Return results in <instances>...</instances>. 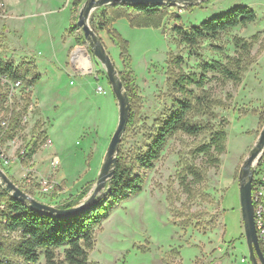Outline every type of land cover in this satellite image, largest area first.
Wrapping results in <instances>:
<instances>
[{
	"label": "rangeland",
	"instance_id": "rangeland-1",
	"mask_svg": "<svg viewBox=\"0 0 264 264\" xmlns=\"http://www.w3.org/2000/svg\"><path fill=\"white\" fill-rule=\"evenodd\" d=\"M85 1L3 0L0 6V56L16 64H34L41 76L34 87L17 88L12 97L19 104L30 103L25 129L14 138L16 157L21 149L29 150L36 143L34 157L22 164L18 181L9 174L17 163L3 168L22 190L53 206L63 204L86 186L93 188L118 123V104L103 65L82 30L70 32ZM243 5L257 12L255 22L203 39L196 47L182 43L173 32L176 25L199 24ZM111 6L93 10L89 22L117 70L128 69L135 79L139 96L136 116L132 125L128 123L118 151L128 161L136 150L145 149L171 104L167 84L170 69L200 73L204 61L233 62L241 55L244 42H251L255 35L258 38L244 57L247 70L241 83L209 74L212 80L205 89L214 102L215 117L193 116L195 121L210 122L215 128L222 118L228 121L226 151L220 164L204 166L203 183L193 184L188 196L179 177L190 164L204 165L205 158L195 151L209 141L210 132L175 134L153 169H136L145 176L143 191L122 202L96 229L89 260L98 264H250L238 176L264 126L258 117L264 109V0L167 3L159 28L132 26L127 18L115 19ZM100 22L120 32L128 42V55L121 56L106 31L99 29ZM178 59H182L180 66L175 63ZM56 157L60 164L53 166ZM31 160L34 165H30ZM42 178L55 181L57 188L42 193ZM3 261L7 263L0 256ZM40 264H45L43 256Z\"/></svg>",
	"mask_w": 264,
	"mask_h": 264
},
{
	"label": "trees",
	"instance_id": "trees-1",
	"mask_svg": "<svg viewBox=\"0 0 264 264\" xmlns=\"http://www.w3.org/2000/svg\"><path fill=\"white\" fill-rule=\"evenodd\" d=\"M79 4V1L75 2L76 11ZM1 5L3 0H0ZM128 11H134L137 15L131 17ZM111 12L115 19L127 18L132 26L137 27L159 28L165 16L163 6L116 4L111 6ZM257 18V12L254 9L243 5L199 24L188 27L176 25L173 27V32L182 43L189 47H196L203 39L215 38L220 33L238 26L244 27L255 22ZM77 20L78 17H75V23L70 27V32L79 29ZM98 26L100 30L106 31L108 38L119 49L121 56L128 55V42L114 26L107 22H100ZM257 38L258 35H255L251 42H244L241 55L233 62L223 64L215 60L204 61L200 64V73H185L180 68H177V72L173 69L168 71L167 84L171 93V104L166 108L163 119L157 123L154 133L150 134L145 149L136 150L131 157L132 161H128L119 153L111 183L105 189V195L92 207L65 217L49 216L14 199L0 185V229L4 233L0 235V256L7 259L6 264H40L42 256L45 264H98L89 260V254L95 246L96 229L122 202L143 191L145 176L136 169L145 171L153 169L169 139L178 132L198 136L208 131L210 132L209 141L200 145L195 151L197 155L205 158L204 165L199 167L190 164L185 167L183 174L179 177L183 190L189 196L192 185H199L204 181L203 167H217L221 162L220 156L226 151L228 124L226 119L222 118L216 128L210 122L193 119V116L199 114L215 117L212 111L214 102L209 98L208 90L205 89L212 80L209 74L217 73L225 82L241 83L247 70L244 57L248 55ZM181 62L182 59L176 60V66H180ZM119 74L130 98L129 125H132L139 100L135 79L128 69ZM40 80L41 76L34 64L28 62L16 64L0 56L2 145L13 140L25 129L24 117L30 110L28 101L19 104L12 98L14 95L10 97L11 85L21 81L22 88L26 90L34 87ZM256 112L252 111V113ZM4 115L8 117L3 119ZM258 117L264 122V109L258 113ZM6 120L7 125L3 126L2 123ZM36 148L37 144L34 143L29 151L27 150L26 159L36 152ZM3 167L6 169L5 166ZM258 171L259 169L255 171V176ZM90 189L91 186L84 187L78 194L69 197L63 204L56 207L66 209L79 204L88 195ZM0 263L4 264V261Z\"/></svg>",
	"mask_w": 264,
	"mask_h": 264
},
{
	"label": "water",
	"instance_id": "water-1",
	"mask_svg": "<svg viewBox=\"0 0 264 264\" xmlns=\"http://www.w3.org/2000/svg\"><path fill=\"white\" fill-rule=\"evenodd\" d=\"M205 0H86L79 12L77 26L82 30L84 39L89 43L95 57L103 65L112 92L118 104V123L107 147L106 154L96 183L89 194L79 204L71 208H58L46 204L32 197L22 190L8 175L0 164V185L18 201L25 203L29 208L54 217H65L92 207L105 195V189L111 183L118 161L119 145L127 129L131 116V103L119 71L110 54L99 37L91 27L89 18L93 10L109 5H131V6H163L167 3L194 4ZM264 150V126L258 136L256 143L251 148L247 158L239 171V196L243 229L248 248L250 264H264V253L259 243V237L255 225L253 204V180L255 168ZM99 197L97 198V196Z\"/></svg>",
	"mask_w": 264,
	"mask_h": 264
},
{
	"label": "built area",
	"instance_id": "built-area-1",
	"mask_svg": "<svg viewBox=\"0 0 264 264\" xmlns=\"http://www.w3.org/2000/svg\"><path fill=\"white\" fill-rule=\"evenodd\" d=\"M10 93V97L14 95V91L17 88L22 87L21 81H17L16 83H13ZM98 90L101 93H104L103 87L99 86ZM8 120V119H7ZM7 120L2 123L3 126L7 125ZM27 116L24 117V121L26 122ZM27 155V149H21L19 151L18 159L21 161H24L26 159ZM12 160L9 157L8 153L3 149V145L1 144V137H0V164L3 166H9L11 164ZM60 164L59 158H54L52 160V165L57 166ZM259 169L258 174L254 176L253 180V204H254V216H255V225L259 237V243L261 246V249L264 253V150L260 155V158L258 160V165L255 168V171ZM28 178V177H26ZM30 181V180H29ZM40 184V191L44 194H48L55 190L57 188V183L55 181H52L48 178H42L39 181ZM3 206H1L2 208Z\"/></svg>",
	"mask_w": 264,
	"mask_h": 264
},
{
	"label": "crops",
	"instance_id": "crops-1",
	"mask_svg": "<svg viewBox=\"0 0 264 264\" xmlns=\"http://www.w3.org/2000/svg\"><path fill=\"white\" fill-rule=\"evenodd\" d=\"M14 143H15V139H13L12 141L7 142L5 146H6L8 154L10 155V158H12L11 159L12 162H11V164L9 166H11L13 163H17L16 168L14 167L11 170H9V174L15 181H18L19 180L18 172L20 171V168H23L22 164L25 163L26 161H29L30 159H32L34 157L33 156L34 154H32L31 157L25 159L22 162L20 159H18V156L16 157L17 147H15L13 145ZM30 165H34L33 160H31ZM31 170L37 171L34 168H31Z\"/></svg>",
	"mask_w": 264,
	"mask_h": 264
},
{
	"label": "bare ground",
	"instance_id": "bare-ground-1",
	"mask_svg": "<svg viewBox=\"0 0 264 264\" xmlns=\"http://www.w3.org/2000/svg\"><path fill=\"white\" fill-rule=\"evenodd\" d=\"M84 60H87V61H88V59H86V58H85ZM85 64H86V63H85ZM86 65H88V62H87V64H86Z\"/></svg>",
	"mask_w": 264,
	"mask_h": 264
}]
</instances>
